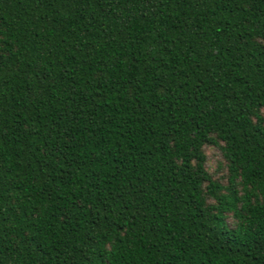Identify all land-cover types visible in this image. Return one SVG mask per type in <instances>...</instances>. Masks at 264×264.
I'll use <instances>...</instances> for the list:
<instances>
[{
	"label": "trees",
	"instance_id": "16d2710c",
	"mask_svg": "<svg viewBox=\"0 0 264 264\" xmlns=\"http://www.w3.org/2000/svg\"><path fill=\"white\" fill-rule=\"evenodd\" d=\"M0 264H264V0H0Z\"/></svg>",
	"mask_w": 264,
	"mask_h": 264
},
{
	"label": "rangeland",
	"instance_id": "374dc122",
	"mask_svg": "<svg viewBox=\"0 0 264 264\" xmlns=\"http://www.w3.org/2000/svg\"><path fill=\"white\" fill-rule=\"evenodd\" d=\"M211 155V154H210ZM214 156V154L213 155H211V157H213ZM212 160H214V159H212Z\"/></svg>",
	"mask_w": 264,
	"mask_h": 264
}]
</instances>
